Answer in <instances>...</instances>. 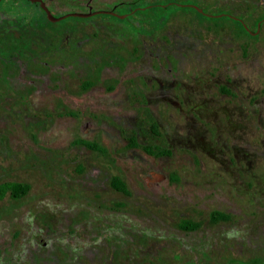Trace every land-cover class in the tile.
I'll list each match as a JSON object with an SVG mask.
<instances>
[{"label": "rangeland", "instance_id": "1", "mask_svg": "<svg viewBox=\"0 0 264 264\" xmlns=\"http://www.w3.org/2000/svg\"><path fill=\"white\" fill-rule=\"evenodd\" d=\"M165 1L0 12V264H264V0Z\"/></svg>", "mask_w": 264, "mask_h": 264}, {"label": "flooded vegetation", "instance_id": "2", "mask_svg": "<svg viewBox=\"0 0 264 264\" xmlns=\"http://www.w3.org/2000/svg\"><path fill=\"white\" fill-rule=\"evenodd\" d=\"M23 1H25V3H23L22 4V2H21V0H12L11 2V9L9 10V11H12V12H14V13H18V12H20V11H29L28 12V18H26L25 17V15L26 14H20L21 15V18L20 19H18V18H16V17H14V18H9V22L11 23V26L13 27V25H14V23L15 24H18V25H21L22 23L24 24V23H26V22H28V24H36V25H39V27L42 25V24H49L50 26H51V24H55V22H52V21H45L44 22V20H47V19H45L47 16H46V13H45V11L43 10V8H42V6H41V4H43L47 9H48V11L50 12V14L53 16V17H60V16H62V15H60V14H54L53 13V11L51 10V4H53V3H56V0H23ZM68 2H69V5H74V6H79V7H82L83 9H84V11L83 12H81V13H89V12H96V11H108V12H112V14H108V13H105V15H107V16H111V17H116V14H115V9H116V7L118 6V5H129V6H131L132 7V9H131V11H133V10H137V6H136V4L138 3H135V4H133V5H131V4H129V3H120V4H114L112 7H109V8H107V9H92V6H91V3H92V1L93 0H67ZM21 2V3H20ZM140 3H142V2H140ZM143 4H146L144 7L145 8H155V7H160V8H162V6L161 5H165L164 7L166 8L167 6H171V5H173V6H176V7H178V8H180V9H183V8H189V9H193L190 5V0H187V1H181V0H170V1H165V2H162V3H157V4H147V3H143ZM197 6V5H196ZM163 7V8H164ZM197 7H199V6H197ZM33 9H34V11H33ZM202 9V11L204 12V9L203 8H201ZM86 10V11H85ZM195 10V9H194ZM9 11H7V12H9ZM0 12H5V13H7L6 12V10H3V9H0ZM74 13V12H73ZM41 14L43 15V17H45L44 19H42V17H41ZM68 14V13H67ZM218 14H220V13H218ZM218 14H216V15H218ZM60 15V16H59ZM63 15H65V14H63ZM94 15H96V14H94ZM216 15H213V16H216ZM92 16V15H91ZM213 16H211V17H213ZM222 16H224V17H226L227 19H230V20H232L233 22H236L238 25H239V27L240 28H243V24H244V22H243V19L242 18H239V17H236V16H233V15H231V14H228V15H222ZM203 17H205V18H208L207 16H204L203 15ZM117 18V17H116ZM235 18V19H234ZM264 19V17L263 18H261V19H259V20H257L256 22H255V24H256V26H257V23H261L262 22V20ZM47 22V23H46ZM57 22V21H56ZM245 25V24H244ZM246 26V25H245ZM38 27V28H39ZM246 28H247V26H246ZM245 29V28H244ZM246 30V34L247 35H256L257 33H255V30H256V27H255V30H253V31H250L248 28L247 29H245ZM65 39L62 41V43L60 44V47L62 48L65 44H66V40H67V36H65L64 37ZM76 45L78 46V43H76ZM60 57H66V55L65 54H63V55H59V57L58 58H60ZM43 64L45 65V66H47V67H55V68H57V67H62L63 65H61V63H55L54 65L52 64H48V62L47 61H43ZM154 177V176H153ZM149 180L151 181H153V180H155L154 178H149Z\"/></svg>", "mask_w": 264, "mask_h": 264}, {"label": "trees", "instance_id": "3", "mask_svg": "<svg viewBox=\"0 0 264 264\" xmlns=\"http://www.w3.org/2000/svg\"><path fill=\"white\" fill-rule=\"evenodd\" d=\"M170 1V0H167ZM187 1V0H185ZM197 15L203 16V14L198 13L195 10ZM256 26V24H255ZM245 33L246 30L244 28H241ZM91 85V82H84L82 84L83 89L87 88L88 86ZM151 130L153 132L154 135L158 136V132L157 129L155 127L154 124H151ZM130 143L132 146H137L135 143V139L134 136L132 135L130 137ZM88 148L92 149V150H96V151H102V149L95 143H84ZM111 186L116 190L119 191L123 194H128V191L124 185V183L118 178V177H113L111 180ZM28 190V185L27 184H21V183H14V182H7V183H2L0 184V199L7 193L10 192L11 197L13 198H19L22 195H24L26 193V191ZM215 217L216 219H225L227 218L226 215L220 214V213H215ZM180 227L182 229H194L196 227V224L194 223H188V222H183L180 224Z\"/></svg>", "mask_w": 264, "mask_h": 264}, {"label": "water", "instance_id": "4", "mask_svg": "<svg viewBox=\"0 0 264 264\" xmlns=\"http://www.w3.org/2000/svg\"><path fill=\"white\" fill-rule=\"evenodd\" d=\"M41 6H42L43 10L45 11L48 20H50V21H52V22L59 21V20L65 18V17H89V16L94 15V14H105V13L112 14V12H108V11H96V12H89V13H85V14H84V13H68V14L62 15V16H60V17H53V16L50 14V12L48 11V9H47L43 4H41ZM190 6H191L193 9H195L198 13L203 14L204 16H207V17H211V16H213V15H210V14H208V13H204V12L202 11V9L199 8V7H197L196 5H190ZM222 15H223V14H218V15H216V16H217V17H220V16H222ZM234 19H235V18H234ZM242 26H243V28L247 29L246 26H245L244 24H243ZM153 178H154L155 180H159L161 177H160V176H157V175H154ZM148 180H149V178L146 179V181H148Z\"/></svg>", "mask_w": 264, "mask_h": 264}]
</instances>
